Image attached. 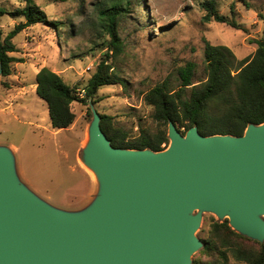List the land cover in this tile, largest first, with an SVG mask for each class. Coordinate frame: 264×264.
Returning <instances> with one entry per match:
<instances>
[{
  "label": "rangeland",
  "instance_id": "1",
  "mask_svg": "<svg viewBox=\"0 0 264 264\" xmlns=\"http://www.w3.org/2000/svg\"><path fill=\"white\" fill-rule=\"evenodd\" d=\"M25 1L0 0V8L7 13L0 18L1 41L23 21L10 13L24 7ZM31 1L44 12L47 22L30 26L12 40L17 51L9 55L22 62L11 63L10 76L0 75V143L17 148L21 182L48 204L67 211L85 207L98 192L96 179L81 161L92 109L109 116L128 141L142 134L153 136L158 125L151 119L152 108L143 101L146 91L165 79L176 88L177 70L187 62L196 64L194 82L204 80L206 41L228 47L240 61L254 53L255 40L264 39V0H213L218 13L234 19L241 30L204 22L201 5L209 0H130L129 12L117 26L123 52L107 59L125 85L100 87L95 102L86 106L73 102V123L55 130L47 104L35 92L36 73L42 67L52 70L80 96L109 51L107 21L102 18L111 6L106 1L101 5L104 0ZM201 216L195 233L199 239L202 228L208 231L212 222L224 221L213 212L202 211ZM199 251L191 256L192 262Z\"/></svg>",
  "mask_w": 264,
  "mask_h": 264
},
{
  "label": "water",
  "instance_id": "2",
  "mask_svg": "<svg viewBox=\"0 0 264 264\" xmlns=\"http://www.w3.org/2000/svg\"><path fill=\"white\" fill-rule=\"evenodd\" d=\"M167 137L162 151L114 148L92 109L81 161L98 192L76 211L32 192L0 145V264H192L202 211L262 243L264 122L241 136L183 134L169 122Z\"/></svg>",
  "mask_w": 264,
  "mask_h": 264
},
{
  "label": "trees",
  "instance_id": "3",
  "mask_svg": "<svg viewBox=\"0 0 264 264\" xmlns=\"http://www.w3.org/2000/svg\"><path fill=\"white\" fill-rule=\"evenodd\" d=\"M111 6V11L103 20L107 21L106 33L109 36V51L106 59L97 66L80 97L66 85L62 78L52 70L42 67L36 73L37 96L48 107L50 125L55 130L68 128L74 121L70 110L73 102L87 105L94 101L102 86L120 84L123 80L113 71L107 59L123 52V43L117 34L119 19L129 12L130 0H104L101 5ZM126 1L123 6V2ZM204 22L225 24L233 29L242 27L234 19L220 15L213 0L202 3ZM101 9H99L100 13ZM233 14V12L231 11ZM7 14L0 8V18ZM13 16L23 21L14 26L4 39L0 38L1 76L11 75V63L22 62L9 54L16 52L12 43L14 37L37 23L47 22L46 16L31 0L16 9ZM103 14V13H101ZM256 50L251 56L237 60L232 51L224 45L205 42V78L194 82L196 64L187 62L177 70L178 85L172 88L168 79L146 91L142 98L152 108L151 119L158 125L153 136L144 134L135 141L126 140L127 135L110 123L111 118L100 115V126L114 148L150 149L162 151L169 144L167 127L172 122L183 134L196 126L203 136L243 135L249 124L264 122V39L254 41ZM166 127V128H165ZM183 129V130H182ZM199 237L203 247L199 257L192 264H264V242L252 240L234 231L228 220L214 221L208 231L202 228ZM203 257L204 259H202Z\"/></svg>",
  "mask_w": 264,
  "mask_h": 264
},
{
  "label": "crops",
  "instance_id": "4",
  "mask_svg": "<svg viewBox=\"0 0 264 264\" xmlns=\"http://www.w3.org/2000/svg\"><path fill=\"white\" fill-rule=\"evenodd\" d=\"M0 145H6V146H8L13 152H14V154H15V151L17 150V148L15 147V146H9V145H7V144H4V143H0ZM15 150V151H14Z\"/></svg>",
  "mask_w": 264,
  "mask_h": 264
},
{
  "label": "built area",
  "instance_id": "5",
  "mask_svg": "<svg viewBox=\"0 0 264 264\" xmlns=\"http://www.w3.org/2000/svg\"><path fill=\"white\" fill-rule=\"evenodd\" d=\"M78 94H79V95H80V97H81V96L83 95V91L79 92Z\"/></svg>",
  "mask_w": 264,
  "mask_h": 264
},
{
  "label": "bare ground",
  "instance_id": "6",
  "mask_svg": "<svg viewBox=\"0 0 264 264\" xmlns=\"http://www.w3.org/2000/svg\"><path fill=\"white\" fill-rule=\"evenodd\" d=\"M91 173H92V176L95 178L96 175L94 174V172L91 171Z\"/></svg>",
  "mask_w": 264,
  "mask_h": 264
}]
</instances>
